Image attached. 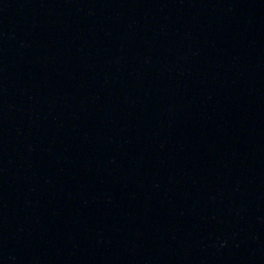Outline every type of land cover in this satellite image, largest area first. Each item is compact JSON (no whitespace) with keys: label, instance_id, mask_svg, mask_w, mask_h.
I'll return each mask as SVG.
<instances>
[{"label":"water","instance_id":"water-1","mask_svg":"<svg viewBox=\"0 0 264 264\" xmlns=\"http://www.w3.org/2000/svg\"><path fill=\"white\" fill-rule=\"evenodd\" d=\"M0 264H264V0H0Z\"/></svg>","mask_w":264,"mask_h":264}]
</instances>
